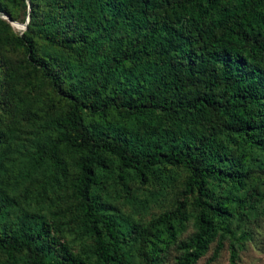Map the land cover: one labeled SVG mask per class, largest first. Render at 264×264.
I'll use <instances>...</instances> for the list:
<instances>
[{
    "label": "trees",
    "instance_id": "trees-1",
    "mask_svg": "<svg viewBox=\"0 0 264 264\" xmlns=\"http://www.w3.org/2000/svg\"><path fill=\"white\" fill-rule=\"evenodd\" d=\"M0 15L26 19L18 33L0 19V108L44 122L17 176L45 165L54 186L34 199L47 219L14 226L0 189V264H162L171 246L196 264L249 220L264 200V166H247L264 155V0H0ZM7 53L20 58L5 101ZM177 170L181 189L147 224L106 211V188L132 199L130 182L165 190Z\"/></svg>",
    "mask_w": 264,
    "mask_h": 264
},
{
    "label": "rangeland",
    "instance_id": "rangeland-1",
    "mask_svg": "<svg viewBox=\"0 0 264 264\" xmlns=\"http://www.w3.org/2000/svg\"><path fill=\"white\" fill-rule=\"evenodd\" d=\"M17 21H11L7 16L0 15V19L8 23L12 32L18 33L23 30L26 22L25 17ZM8 19V20H6ZM8 68L10 70L8 82L9 87L5 91V101L7 94L12 90H17L18 85L15 81V72L18 70V59L20 55L7 53ZM11 76V77H10ZM43 98L45 95L43 94ZM32 109L27 112L20 109L15 112H9V109L2 105L0 114L2 115L1 131L4 139L2 144V170L10 172L8 183L5 188L0 186L7 199V217L5 223L11 226L15 225L16 219L25 217L27 219L40 216L44 220L48 215L45 212L43 204L36 205L34 202L38 191H44L49 194L51 187L54 188L53 181L47 179L48 166L43 165L39 172H36L31 179H18V172L21 170V164L24 162V155L31 149L34 137L37 131L40 132L44 122L37 119V111ZM35 111V113H34ZM34 113V115H33ZM42 118V116H41ZM247 166L250 168H262L264 166V155L254 152L248 157ZM2 175L4 173L2 172ZM183 173L180 170L172 171V184L166 188L154 189L150 186H140L137 183L130 182V192L132 199L118 197L113 188H106L102 194V201L106 211L114 215L120 221H126L131 224L145 225L150 219L155 218L159 213L167 210L170 206L171 197L181 189ZM3 179V178H2ZM5 182V180H3ZM18 181L19 185L16 183ZM42 182L44 184H42ZM42 185V187H41ZM264 195V185L260 188ZM60 191V190H59ZM51 198L59 203L58 195H51ZM227 229L233 233V237H226L222 240V247L213 255L216 244L209 246L206 254L196 264H264V200L258 204L256 210L250 215L248 221H240L238 218L232 219ZM193 233L192 220L189 219L183 231L177 239L187 240ZM61 240L66 243L70 250L76 254L84 255L86 253L87 242L76 238L68 229L61 232ZM232 247V248H231ZM233 249L235 260L230 262V251ZM177 253L171 246L162 260V264H175ZM1 261V260H0ZM132 264H137L134 260Z\"/></svg>",
    "mask_w": 264,
    "mask_h": 264
},
{
    "label": "water",
    "instance_id": "water-1",
    "mask_svg": "<svg viewBox=\"0 0 264 264\" xmlns=\"http://www.w3.org/2000/svg\"><path fill=\"white\" fill-rule=\"evenodd\" d=\"M6 20H8V19H6ZM8 21H9V20H8ZM9 22H10V21H9ZM24 27H25V26H23V29H24Z\"/></svg>",
    "mask_w": 264,
    "mask_h": 264
}]
</instances>
